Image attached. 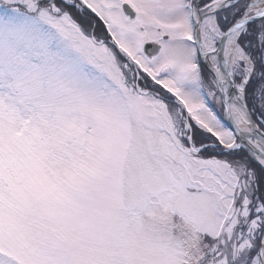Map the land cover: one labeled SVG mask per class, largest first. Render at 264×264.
<instances>
[{
  "label": "snow or ice",
  "instance_id": "obj_1",
  "mask_svg": "<svg viewBox=\"0 0 264 264\" xmlns=\"http://www.w3.org/2000/svg\"><path fill=\"white\" fill-rule=\"evenodd\" d=\"M0 264H264V0H0Z\"/></svg>",
  "mask_w": 264,
  "mask_h": 264
}]
</instances>
